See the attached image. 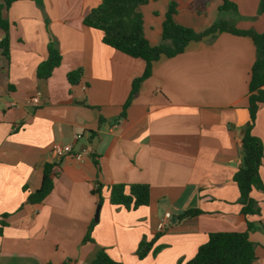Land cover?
I'll list each match as a JSON object with an SVG mask.
<instances>
[{"label": "crops", "instance_id": "1", "mask_svg": "<svg viewBox=\"0 0 264 264\" xmlns=\"http://www.w3.org/2000/svg\"><path fill=\"white\" fill-rule=\"evenodd\" d=\"M102 1L43 0L39 7L20 0L3 10L10 57L0 49V264H90L102 249L121 264H184L211 233L247 231L234 176L249 123L253 40L221 33L160 59L122 116L146 64L105 45L103 34L84 24ZM171 1L142 7L152 46L161 43ZM176 1L178 25L200 32L223 18L264 32L261 0H231L238 11L221 14V0H213L203 15L188 8L190 0ZM5 35L0 28V42ZM52 39L62 63L42 80L37 70ZM78 69L83 76L73 86L67 76ZM37 95L34 106L30 99ZM252 133L264 146V105ZM54 145H71L72 155L57 159ZM78 153L82 160L74 158ZM47 164L58 165L53 191L31 205L28 197L41 187ZM260 177L264 188V162ZM121 183L149 186V205H112L111 186ZM251 197L259 209L247 217L255 226L249 232L254 264H264V192L254 189ZM194 208L199 216L179 220ZM166 213L171 218L161 231ZM156 237L140 259V243Z\"/></svg>", "mask_w": 264, "mask_h": 264}, {"label": "trees", "instance_id": "2", "mask_svg": "<svg viewBox=\"0 0 264 264\" xmlns=\"http://www.w3.org/2000/svg\"><path fill=\"white\" fill-rule=\"evenodd\" d=\"M20 0H4L0 4V28L5 37L0 42V49L6 59L10 57L9 22L3 18V10L8 9L14 2ZM39 7H43V0H30ZM213 0H190L188 8L198 15L206 13ZM219 13L237 12V5L231 0H221ZM149 0H103L84 18V24L103 34V43L129 57L141 59L145 62L144 73L132 85L130 95L123 107L122 116L137 95L140 85L152 75L153 64L162 58H173L185 52L192 42H200L207 38L215 39L218 34L230 33L238 36L250 37L257 49V58L251 69L248 95L249 123L242 136V163L234 176V181L240 192L239 203L242 205L241 216L247 222L245 232H217L211 233L206 244L201 246L195 257L184 264H254L257 259L256 245L250 240L249 232L254 230L253 223L247 217L259 214L256 201L251 197L254 189L264 192L260 169L264 162V146L252 130L261 106L264 105V32L253 29L241 30L228 20L220 18L204 31L178 25L174 21L177 14V1L169 4L165 20L162 25L161 43L152 46L144 33L143 17L140 9ZM259 12L264 14V0H261ZM48 58L39 65L37 76L39 79H49L62 63V55L57 42L52 39L49 44ZM83 76V70L78 69L68 74V82L78 85ZM102 123V120L100 121ZM91 137L95 136L90 132ZM58 165L47 164L41 187L31 193L27 202L31 205L41 204L53 191L54 170ZM110 202L115 206H123L127 210H137L150 203V187L137 184H115L110 189ZM201 214L199 209H188L179 215V220L196 218ZM2 229L0 228V233ZM158 237L151 241L140 243L137 255L144 259L154 248ZM87 236L84 242H88ZM90 264H121L115 261L109 253L100 250Z\"/></svg>", "mask_w": 264, "mask_h": 264}, {"label": "built area", "instance_id": "3", "mask_svg": "<svg viewBox=\"0 0 264 264\" xmlns=\"http://www.w3.org/2000/svg\"><path fill=\"white\" fill-rule=\"evenodd\" d=\"M30 103L34 106H37L40 104V96H35L32 97L30 99ZM80 135H76L75 139L78 140L80 139ZM53 155L57 158L60 159L62 157H69L72 155V147L71 145H66V146H61V145H54L53 148ZM74 158L77 160H82L83 159V155L78 153L74 155ZM171 218V214L170 213H166L164 220L162 221V223L160 224V230L163 231L166 228L167 223H169Z\"/></svg>", "mask_w": 264, "mask_h": 264}, {"label": "water", "instance_id": "4", "mask_svg": "<svg viewBox=\"0 0 264 264\" xmlns=\"http://www.w3.org/2000/svg\"><path fill=\"white\" fill-rule=\"evenodd\" d=\"M79 104H83V103H79ZM97 216H98V214H97ZM97 216H96V217H97ZM176 222H177V218H176V216H174V217H173V221H172V223H176Z\"/></svg>", "mask_w": 264, "mask_h": 264}, {"label": "rangeland", "instance_id": "5", "mask_svg": "<svg viewBox=\"0 0 264 264\" xmlns=\"http://www.w3.org/2000/svg\"><path fill=\"white\" fill-rule=\"evenodd\" d=\"M261 2V1H260ZM140 11H141V14H142V17H143V23L145 22V18H144V14H143V10H142V8L140 9Z\"/></svg>", "mask_w": 264, "mask_h": 264}]
</instances>
